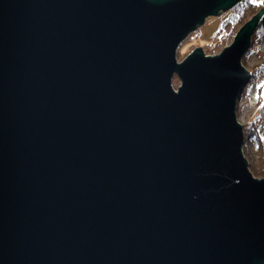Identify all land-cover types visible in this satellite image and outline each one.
Here are the masks:
<instances>
[{
    "label": "water",
    "instance_id": "water-1",
    "mask_svg": "<svg viewBox=\"0 0 264 264\" xmlns=\"http://www.w3.org/2000/svg\"><path fill=\"white\" fill-rule=\"evenodd\" d=\"M241 1L0 0V264H264L236 115L264 9L175 52Z\"/></svg>",
    "mask_w": 264,
    "mask_h": 264
},
{
    "label": "rangeland",
    "instance_id": "rangeland-1",
    "mask_svg": "<svg viewBox=\"0 0 264 264\" xmlns=\"http://www.w3.org/2000/svg\"><path fill=\"white\" fill-rule=\"evenodd\" d=\"M229 11L230 9L225 12H220L217 16L205 18V22L201 27L194 29L193 32L181 40V43L175 51L176 57L181 59L197 47L203 50L207 45H212L213 40L216 41V39L213 38L214 33L221 20L226 17V13ZM244 17L247 20L251 17L249 16V9L245 12ZM251 48V52L245 58V63L242 64L245 67L244 69L250 71V77L237 100L236 115L237 122L242 124L243 129L247 127L250 122L254 124V132L258 140H251L250 149L253 150L255 145L264 144V104L260 109H257V99L262 96L263 99L261 100L264 101V38L261 43H256ZM221 49L222 48H214L211 52L203 51L206 55H215L218 54ZM178 82V79L174 76L171 82L172 85L176 87L179 84ZM258 157L259 155L256 153L255 158L258 159Z\"/></svg>",
    "mask_w": 264,
    "mask_h": 264
},
{
    "label": "trees",
    "instance_id": "trees-1",
    "mask_svg": "<svg viewBox=\"0 0 264 264\" xmlns=\"http://www.w3.org/2000/svg\"><path fill=\"white\" fill-rule=\"evenodd\" d=\"M260 8L264 9V4L261 3V0H256V3H253L252 0H242L241 3L239 2L235 6H232L230 11L226 13V17L221 20L216 32L214 33L213 38L216 39V41L213 40L212 45H207L203 50L206 52H211L214 48H223L225 45L229 44L237 30L242 27L244 22L247 20L244 17L245 12L249 9V16H252ZM255 27L256 28L253 32V35L251 36L250 46L241 58L242 64L245 63V58L251 52V47H253L256 43H261L264 38V11L258 21L257 26ZM261 99H263L262 96L257 99V109H260L264 104V101ZM242 132L244 136L242 153L248 161L250 173H252L254 177L256 176L258 178H264V144L255 145L256 147L254 146L253 150L250 149L251 140H258L254 132L253 122H250ZM256 153L259 155L258 159L255 158Z\"/></svg>",
    "mask_w": 264,
    "mask_h": 264
},
{
    "label": "snow or ice",
    "instance_id": "snow-or-ice-1",
    "mask_svg": "<svg viewBox=\"0 0 264 264\" xmlns=\"http://www.w3.org/2000/svg\"><path fill=\"white\" fill-rule=\"evenodd\" d=\"M253 3H256V0H252ZM262 3H264V0H261Z\"/></svg>",
    "mask_w": 264,
    "mask_h": 264
}]
</instances>
